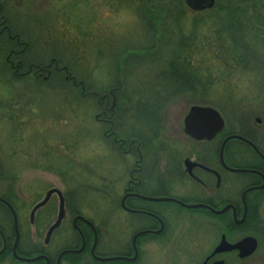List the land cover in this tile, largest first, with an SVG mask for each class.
<instances>
[{"label":"rangeland","instance_id":"374dc122","mask_svg":"<svg viewBox=\"0 0 264 264\" xmlns=\"http://www.w3.org/2000/svg\"><path fill=\"white\" fill-rule=\"evenodd\" d=\"M0 5L7 25L0 30V199H8L16 214L18 258L45 257L57 264L61 252L80 250L72 227L76 217L92 224L96 257L133 258L132 237L145 223L124 210L130 197L124 191L138 160L130 142L140 145L147 170L148 150L160 151L167 135L182 136L180 124L193 106L217 111L227 134L240 133V123L264 122V37L249 31L250 25L264 30L254 23V12L240 13L243 34L238 39L231 33L233 39L223 29L229 12L219 13L220 19L213 17L215 9L192 12L184 0H0ZM172 62L185 65L189 77L186 89L169 97L173 84L164 71ZM53 189L64 199L65 217L45 246L58 214L57 197L32 223L29 217ZM259 198L241 228L167 205L153 207L164 214V239L138 241L136 261L123 263L201 264L197 233L220 231L231 243L245 236L258 243L251 258L231 255L226 264H264V192ZM77 226L85 247L75 254L84 252L76 264H108L93 260L94 233L81 222ZM0 232L7 249L0 264H25L12 257L13 221L1 204ZM1 247L0 235V253ZM64 257L60 264H73Z\"/></svg>","mask_w":264,"mask_h":264},{"label":"flooded vegetation","instance_id":"af4514ba","mask_svg":"<svg viewBox=\"0 0 264 264\" xmlns=\"http://www.w3.org/2000/svg\"><path fill=\"white\" fill-rule=\"evenodd\" d=\"M3 10L4 7L0 5V15ZM0 30H7L4 17H0ZM223 124L222 131L210 140H197L185 134V123H181L182 136L174 138L167 135L161 140L160 151L157 148L148 150L151 161L147 165V170L141 166L144 160L140 145L137 146L138 143L134 141L130 142L136 146L138 160L134 163L127 189L124 191L123 197L130 196L125 201L128 210H124L132 218H139L145 223V227L132 237V254L133 244L136 247L138 241L164 239L165 227L162 219L164 214L155 211L153 207L161 209L162 205H167L182 209L199 217H208L212 223L217 222L220 226L225 224L228 229L233 224L236 225L235 220L242 219L244 208L247 210L244 222L246 224L249 206L258 207L261 202L259 195L264 192V188H261L264 184V122L255 119L254 123H240L243 126L240 133L231 134L226 133V123ZM104 134L108 135L106 132ZM114 143L120 147L124 141L114 140ZM127 150L124 154H129V148ZM249 190L250 192H247ZM227 207L229 209L222 214H214L208 210L220 212ZM242 225H239L240 228ZM214 232L197 233L195 237L203 253L201 264L217 262L226 264L225 257L231 255L238 259L237 252L215 256L212 254L222 238L232 245L246 236L231 243L223 232H215L218 234L217 237ZM142 233L146 234L137 237ZM1 242L3 252L0 258L7 250L3 237ZM11 254L15 259L12 249Z\"/></svg>","mask_w":264,"mask_h":264},{"label":"water","instance_id":"95a60500","mask_svg":"<svg viewBox=\"0 0 264 264\" xmlns=\"http://www.w3.org/2000/svg\"><path fill=\"white\" fill-rule=\"evenodd\" d=\"M149 1V0H146ZM184 4L185 6L192 12H203V11H208L213 9L214 4H215V0H184ZM185 123V134L191 138L197 139V140H210L211 138H213V136H215L216 134H218L219 132L222 131L223 127H224V122L222 120V118L220 117L219 113L215 110H213L212 108L209 107H198V106H193L190 108L187 116L185 117L184 120ZM237 139V137H231V139ZM240 139V138H239ZM261 188H264V184ZM247 192H250L247 191ZM56 196L58 199V214H57V218L56 221L54 222V224L48 229L46 235H45V239H44V245H48L53 233L55 231H57L59 229V227L61 226L64 217H65V209H64V199L61 195V193L55 189L50 190L46 193L44 199L37 204L31 211L30 213V223L33 222V218L34 215L36 214V212H38L40 209H42L43 207H45L47 205V203L50 201L52 196ZM0 203L3 204L8 211L11 214L12 220H13V227H14V231H15V242L13 245V255L16 259V261L21 262V263H25V264H31V263H35L38 261H44L45 264H49L48 259L45 257H38L35 259H21L18 258L16 255V247H17V243H18V232H17V218L15 215V212L13 211V209L10 207V205L8 203H6L5 201L0 199ZM124 200L122 202V207H124ZM185 208H191V207H185ZM192 208H197V207H192ZM229 208H225L220 212H215L212 209H208L209 211H211L214 214H222L224 212H226ZM246 208H244V213H243V217L240 221H236V224H243L246 218ZM81 222L83 224H85L86 226H88L92 232L94 233V241L90 250V255L93 258L94 261L99 262V263H112V262H125V263H133L136 261L137 259V250L135 248V244H133V249H134V256L133 258L129 259V258H124V257H112V258H98L95 256V247L97 244V240H96V236H95V230L92 227V224L89 223L88 221L84 220L81 217H76L73 220L72 223V227L73 230L76 231L78 233V235L81 238L82 241V246L81 249L78 251H63L62 253L59 254L58 259H57V264H60V260L62 257L64 256H68V255H75L80 253L84 247H85V241H84V237L82 235V233L80 232L77 223ZM143 234L146 233H142L138 236H141ZM258 248V243L257 241L252 238V237H246L244 239H242L241 241H239L236 244H228L226 243L225 239L222 238V241L220 242L219 246L215 249V251L213 252L212 256L218 255V254H224V253H229V252H237L238 253V259L239 260H246L248 258H250L256 251ZM1 254V253H0ZM214 264H223V262H217Z\"/></svg>","mask_w":264,"mask_h":264},{"label":"trees","instance_id":"16d2710c","mask_svg":"<svg viewBox=\"0 0 264 264\" xmlns=\"http://www.w3.org/2000/svg\"><path fill=\"white\" fill-rule=\"evenodd\" d=\"M236 1H238V2L235 4L234 3L235 0H216V4L214 7L215 10H213V11H215L213 13V17L220 19L221 16H219V13L221 14L224 12L226 15V12H229V20L228 19H227V21L225 20L227 22V24L226 23L224 24L223 29L227 28L230 36H233L232 34L236 33L238 39H240V36H242V34H243V32L241 31V27H242V23L244 20H242L241 19L242 17L239 15H240V13H243L246 10L247 12H254L255 13L254 23H256V24L262 23L263 24L262 30H264V17L262 16V14H264V0H236ZM222 20H224V19H222ZM250 22H253V20ZM251 26H252V30H249V31H251L253 33V36H255V38L256 37H258V38L264 37V31L259 32V31L255 30L254 25H250V28H251ZM232 30H234V31L232 32ZM233 39H237L235 37V35L233 36ZM175 62H172V64L169 67H167V69L164 71L166 77L173 84L172 88H170V89H172L174 92L169 94V97L171 95H177L183 89H186L185 87H186V84L188 82L187 78L189 77V75L186 74L185 65L182 66L181 64L179 65V63H175ZM76 87H77V85H76ZM77 88H79V87H77ZM5 201L8 202L9 200L6 199ZM249 209H250L249 212H251L250 206H249ZM85 237H86V235H85ZM86 245H87V242H86ZM7 247H8V244H7ZM70 250H77V248H70ZM83 253H81L79 255H68V256L64 257L62 260H67L70 263L76 264L81 259V257L83 256ZM40 254H44V252L38 253V255H40ZM41 262H42L41 264H43V261H41ZM110 264H125V263L117 262V263H110Z\"/></svg>","mask_w":264,"mask_h":264}]
</instances>
